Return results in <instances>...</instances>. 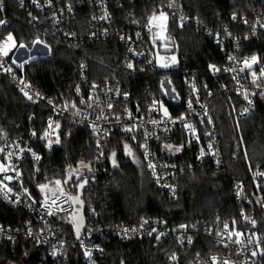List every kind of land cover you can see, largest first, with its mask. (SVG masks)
Wrapping results in <instances>:
<instances>
[{"label":"built area","instance_id":"obj_1","mask_svg":"<svg viewBox=\"0 0 264 264\" xmlns=\"http://www.w3.org/2000/svg\"><path fill=\"white\" fill-rule=\"evenodd\" d=\"M13 1L28 24L39 31H52L63 41L73 42L80 40L71 27V22L76 18L75 3L88 7L90 12L87 17L86 38L98 42L115 36L122 49L119 63L121 71L131 77L145 75L148 71H176L184 62L178 58L174 48L166 44V20L169 16L178 26L193 25L197 29L202 28L196 18L185 13L181 0H155L154 7L143 19L126 13L124 30L114 27L112 5L119 8L123 4H134L137 0ZM250 11L252 22L247 20V23L251 24V29L242 37L231 36L224 26L203 31L221 52L225 51V44L229 48L226 64L220 71L229 77L230 88L241 101L236 114L238 118L250 115L256 98L264 99V75H261L264 56L239 53L243 43L246 44L256 39L258 34L264 33V17L256 8L255 2H250ZM161 12L166 16L163 23L152 19L154 16L159 17ZM0 21H4L0 24V49H9L6 56L0 52V78H5L28 102L44 103L49 107L44 130L39 137L36 136L35 129H30L24 135H13L0 119V165L5 168V171L0 172V204L29 214L20 228L0 224V242L14 249L20 240L31 241L34 250L39 251L40 259L46 260L48 264H68V242L63 238L57 221L72 215L69 222L74 226L71 196L57 194L37 202L24 188L22 172L27 160L38 162L35 157L40 155L34 148L35 143L40 144L44 151L59 147L61 117H68L72 124L85 126L90 131L95 147L93 163L102 167L103 171L107 134L114 129L123 132L129 138L122 145L123 149L127 145L131 152L130 162L139 164L152 189L168 199L174 200L177 197L178 177L186 170H193L189 159L197 165L210 166L216 171L224 168L219 132L209 107L212 94L209 90L198 87L188 69L183 68L181 72L182 90L178 89L172 77L161 75L158 79L159 95H152L145 103H140L132 98L117 76L100 84H89L87 66L82 64L73 87V103L69 106L55 105L45 98L36 85L26 79L23 69L30 60L48 56L49 46L42 39H36L40 44L33 49L34 57L23 61L26 58L25 51H17L23 43H18L13 36V41H8L10 33L6 31L9 20L0 15ZM162 32L165 42L158 40V35ZM166 54L171 57L175 54L176 65L168 64ZM254 56L257 62L252 63ZM245 61L251 67L246 66ZM129 64L132 65L131 68L128 67ZM162 64H167L168 67H161ZM210 73L215 76L218 69L210 68ZM253 73L256 74L255 77ZM166 103L174 108L173 114ZM164 109H167V115ZM186 125H191V129ZM177 148L180 150L176 151ZM236 153L238 152L231 155V159L235 158ZM84 166L88 169V166ZM250 175L255 189L251 196L242 181H235L231 185L236 215L226 218L215 215L206 222L175 223L158 217L142 218L132 225L101 224L99 212L94 206H88L83 216L82 204V228L77 237L75 231V239L71 245L81 250L85 264H98L103 251L98 242L101 236L116 238L121 242L168 240L179 247L191 249L194 237L201 235L206 240L207 247L214 249L213 252L197 254L187 261L172 254L167 258L166 264H224L225 261L228 264H258L264 245V227L259 225L255 209L264 212V170L251 169ZM6 176L12 179H5Z\"/></svg>","mask_w":264,"mask_h":264},{"label":"trees","instance_id":"obj_2","mask_svg":"<svg viewBox=\"0 0 264 264\" xmlns=\"http://www.w3.org/2000/svg\"><path fill=\"white\" fill-rule=\"evenodd\" d=\"M155 0H137L134 4L112 5L114 27L124 30V16L131 13L143 19L154 7ZM181 0L186 14L196 18L202 28L193 25L178 26L172 17L166 20V44L174 48L179 59L184 62L176 71L163 73L148 71L142 76H126L120 68L122 49L115 36L105 41H89L85 31L89 8L75 3L76 18L71 22L79 41H63L52 31H39L28 24L18 11L13 0H0V15L9 20L7 33L18 43L31 45L36 39H42L49 46L46 57H38L27 62L23 69L26 79L36 85L46 99L59 106L73 103V87L82 64L87 66L89 84H100L106 79L117 76L127 88L132 98L145 103L150 96L159 95L158 79L161 75L175 80L182 90L181 72L186 68L194 76L201 90H209L212 97L209 107L213 121L219 132L224 168L216 171L210 166L197 165L186 170L178 177L176 199L154 191L144 171H140L131 162L122 157V142L129 140L118 129L110 131L105 138V160L102 167L93 163L95 147L90 131L85 126L74 125L68 117L59 118L61 125L59 147L44 151L35 143L40 157L38 162L27 160L23 167V186L37 202H41V185H50L61 181L66 194L77 193L76 181L70 170L78 165L88 166L89 173L85 186L79 192L82 200L83 216L88 206H94L99 212L101 224L132 225L142 218L164 217L175 223L206 222L215 215L234 217L236 205L233 201L231 185L242 181L248 194L255 193L251 169L264 170V99L256 98L250 115L246 118L236 116L241 107L240 99L230 88V79L220 69L226 64L228 47L225 51L215 47L212 40L204 34V29H220L222 26L233 37H242L251 29L252 15L250 2L264 17V0ZM240 55L264 56V33L257 35L241 45ZM212 66V67H210ZM210 68L218 69L212 76ZM168 110L175 111L169 103ZM49 107L44 103L32 104L20 95L5 78H0V119L11 134L19 136L35 129L36 136L42 135ZM235 158L231 155L235 152ZM113 153L115 156L113 157ZM117 168L112 170L111 159ZM68 177V180H67ZM259 225L264 227V212L255 209ZM29 214L24 210L8 209L0 204V224L20 228ZM58 226L63 238L68 242V264H85L81 250L72 246L75 228L67 218H60ZM191 249L177 246L168 240H136L121 242L116 238L101 236L98 242L102 246V255L98 264H166L167 258L177 254L187 261L197 254H206L214 249L207 247L201 235L194 237ZM0 258L11 263L48 264L40 259L39 251L34 250L31 241H18L15 248L0 242ZM258 264H264V245Z\"/></svg>","mask_w":264,"mask_h":264},{"label":"rangeland","instance_id":"obj_3","mask_svg":"<svg viewBox=\"0 0 264 264\" xmlns=\"http://www.w3.org/2000/svg\"><path fill=\"white\" fill-rule=\"evenodd\" d=\"M157 21L159 23H163L164 20L162 19H157ZM158 40L160 42H165V39H164V33H160L158 35ZM40 44V42L38 43L37 41H34L31 45H26V44H23L25 45V47H19L17 48V51H19L18 53H22L25 51L26 53V58L23 60V61H28L30 59H32L34 56L32 54L33 52V49L35 47H37V45ZM46 48V52L48 51L47 47ZM166 59H167V62L170 66H174L176 65L177 63V59L175 58V54L173 55V57L171 56H167L166 54ZM173 58H175L173 60ZM134 166H136V168L140 171H143L142 168L140 167L139 164H137L136 162L133 163ZM88 172V169L85 168L84 165L80 164L78 165V167H76L75 169L73 170H70L69 174L68 175H73V180L76 181L77 179L79 178H83L81 179L79 182H77L74 186L75 188L77 189V193L73 196H71V200L73 201V204L74 203H77L78 206L80 207L81 209V206H82V201L79 197V192L81 191V189L85 186V181L87 179V174ZM67 180H68V177H67ZM82 185V186H81ZM42 193H43V198H48V197H51V196H54V195H57V194H66V192L64 191V189L62 188L61 185H58L57 183H52L50 185H47V187H45L43 190H42ZM70 196V195H69ZM64 218H67L68 220L71 219L72 220V215H68V216H64ZM0 264H23V263H11V262H8V261H5L3 260L2 258H0Z\"/></svg>","mask_w":264,"mask_h":264},{"label":"snow or ice","instance_id":"obj_4","mask_svg":"<svg viewBox=\"0 0 264 264\" xmlns=\"http://www.w3.org/2000/svg\"><path fill=\"white\" fill-rule=\"evenodd\" d=\"M0 10H2V6H0ZM152 19H162V20H166V16H165V14L163 13V12H161L160 13V16L159 17H152ZM4 23V21H0V24H3ZM7 40L8 41H13V37H12V35L10 34L8 37H7ZM37 42H39V41H37ZM15 46V44H14V42H13V47ZM20 47H25V45H20ZM8 51H9V49L7 48V47H5V48H3V49H0V52H2L3 53V55H7L8 54ZM175 58H173V60H174ZM14 63H15V61H13ZM255 62H257V58L254 56V57H252V63H255ZM245 64H246V66H248V67H251V64L248 62V61H245ZM23 65L21 64L20 65V67H22ZM128 67H132V65L131 64H129L128 65ZM161 67H168V65L167 64H162L161 65ZM210 67H212V66H210ZM255 73H253V76L255 77ZM261 75H264V70H262V72H261ZM255 82V81H254ZM78 91H79V89H78ZM25 95L27 96L28 94L27 93H25ZM29 99H32V97L31 96H29L28 97ZM50 103H51V101H50ZM251 103V102H250ZM189 107H191V104H189ZM164 113H165V115H167V109H164ZM181 119H183V118H181ZM153 123H155V121H153ZM50 126H51V124H50ZM57 127H59V125H57ZM186 127H188V128H190L191 129V125H186ZM47 136V133H45V137ZM59 141H57V143H58ZM167 147H171V146H167ZM125 149L128 151V154L129 155H131V152H130V150H128V146L127 145H125ZM180 149L179 148H177L176 149V151H179ZM33 155H35V154H33ZM115 156V154L113 153V157ZM37 160H39V156H36L35 157ZM113 164H114V166H115V160L113 159ZM2 171H5V168H4V166L3 165H0V172H2ZM5 179H8V180H11L12 179V177H5ZM56 183L59 185L60 183H61V181H56ZM82 186V185H81ZM41 187V190H43L45 187H47V185H41L40 186ZM9 191H10V189H9ZM253 255H255V253H253ZM173 259H175V257H173ZM213 260H215V257L213 258ZM224 264H228V262L227 261H225L224 262Z\"/></svg>","mask_w":264,"mask_h":264},{"label":"water","instance_id":"obj_5","mask_svg":"<svg viewBox=\"0 0 264 264\" xmlns=\"http://www.w3.org/2000/svg\"><path fill=\"white\" fill-rule=\"evenodd\" d=\"M122 157L125 159V162H130V155L128 154V151L125 148L122 151ZM110 161H111L112 170L116 169L117 165L115 164L114 166L113 158ZM73 219H74V227H75L76 237H77L82 228L81 209L77 203H74Z\"/></svg>","mask_w":264,"mask_h":264}]
</instances>
